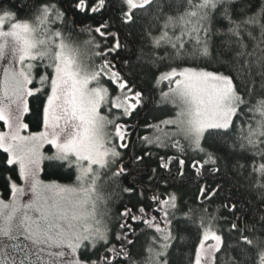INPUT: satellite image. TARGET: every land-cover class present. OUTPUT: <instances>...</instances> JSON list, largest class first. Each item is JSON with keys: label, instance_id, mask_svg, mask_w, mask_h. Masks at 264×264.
Returning <instances> with one entry per match:
<instances>
[{"label": "snow or ice", "instance_id": "obj_1", "mask_svg": "<svg viewBox=\"0 0 264 264\" xmlns=\"http://www.w3.org/2000/svg\"><path fill=\"white\" fill-rule=\"evenodd\" d=\"M74 6L92 14L115 8L116 24L134 22L141 11L159 26L157 35L145 33L152 51L144 62L157 71L161 63L167 64L157 80L169 82L162 99L177 111L148 125L154 135L143 136L141 142L178 154L159 156V169L170 172L177 160L183 176L187 161L195 177L202 178L223 177L229 171L242 174L247 168L246 179L252 180L261 206L246 219L247 213L235 215V203L225 204L234 219L227 221L226 229L214 231L216 217L205 225L204 205L220 184L199 186L198 207L182 204L175 193L153 190L148 209L123 206L119 232L113 233L105 219L110 217L107 205L118 178L128 175L119 149L128 147L129 133L118 121L131 115L143 95L125 78L130 73L117 69L110 58L122 47L119 34L104 17L97 27L81 30L87 33L82 43L71 41L51 28L64 17L52 3L36 9L33 23H12L5 31L4 20L15 19L5 11L0 17V121L8 131L0 132V149L6 154L5 167L19 166L23 185L5 177L10 198H0V264H171L179 233L192 226L202 233L194 264H248L252 252L258 264H264V0H74ZM213 37L222 42L219 67L208 71L184 66L211 58ZM107 84L120 94L111 97ZM33 96L43 100L44 131L21 135L28 128L23 122L30 112L26 97ZM102 105L108 115L101 114ZM114 109L119 114H113ZM248 114L259 119L249 121ZM161 125L172 130L164 131ZM212 137L216 139L209 143ZM45 142L55 147L51 156L40 151ZM237 155L253 162L246 166ZM146 156L152 153L133 157V163H143ZM44 160L53 170H74L73 184L39 180ZM150 172L149 180L157 169ZM26 195L30 199L25 203ZM133 223L143 225L142 234L151 233L136 256L131 251L135 242L129 238L137 232ZM225 233L231 242H226ZM208 240L214 243L205 249Z\"/></svg>", "mask_w": 264, "mask_h": 264}, {"label": "trees", "instance_id": "obj_2", "mask_svg": "<svg viewBox=\"0 0 264 264\" xmlns=\"http://www.w3.org/2000/svg\"><path fill=\"white\" fill-rule=\"evenodd\" d=\"M90 3L91 0H88ZM44 3L55 4L57 9L64 13L63 23H53L65 31V33L75 40L87 39V33L81 31L85 27L95 28L98 26V22L104 18L109 17V23L114 25L112 31L118 32L119 39L122 47L111 55V59L117 62V69H123L124 72H129L130 76H126L129 79V84L132 86L133 91L142 92V102L140 105L132 111L130 116L121 117L120 120H124L129 123H133L130 126L132 135L137 128L138 122L141 126L139 127L137 134L135 135L133 146L132 141L128 143V147L119 149L121 152L122 160L125 168L128 169V175L118 178L115 185V192L112 195L108 203V209L110 217H107V222L112 229L113 233L119 232L117 227L118 213L123 210V206L127 205L132 207L133 210L141 205L146 209L150 207V201L148 197L153 190L158 193L171 192L175 193L179 201L182 204L197 206V200L199 197V186L207 184L209 188H214L217 184H220V190L216 193L211 200L205 201V207L207 208V215L205 216V225L211 219L212 216L216 217L213 221L212 227L217 229H226L228 227L227 221L234 219V214L225 208V204H236L235 215H239L244 212L247 213L246 219L251 217L254 208L260 207L258 201L259 193L253 189L252 180L246 179L248 176L247 168L242 174L229 171L225 176L219 177L210 174L204 175L202 178L195 177L192 170L188 167L187 161L184 167V175H179V165L177 160H173L170 165V172L159 169L157 158L159 156H178L174 149H161L153 145H145L141 142L143 136H147L153 129L149 128L148 125L163 119V117L174 115L177 109L171 106L169 103H164L161 100L162 89L164 88L163 82L158 81L157 77L160 72L168 69L167 64L161 63L159 70L148 67L144 58L150 56L151 47L145 36L147 31H152L153 35L159 33V26L155 21L150 20L149 17L145 16L141 11H137L134 22L130 24H116V9L109 8L101 13L92 14L90 12H80L74 6V0H0V13L13 12L17 17L20 18H31L35 13L36 9ZM113 41L108 40V44L111 45ZM213 48L212 57L204 60L197 61L195 64H186L184 66L191 67H202L208 71L216 70L219 65L216 62L217 57L223 54L221 47V40L213 37L212 38ZM161 53L163 49L160 50ZM127 61V63H125ZM46 62V61H45ZM35 83V82H34ZM109 88L110 96L115 97L119 95L115 87L111 84L106 85ZM153 95H155L153 102ZM260 94L257 93V97ZM255 102V100H253ZM42 98L39 96H33L29 99L30 112L25 115V123L28 124V130L31 132L39 131L43 128L42 122ZM153 103V104H152ZM106 105H102V110L105 115L108 113L105 111ZM120 110H113V114H119ZM259 119L256 115L248 114L247 119L252 121L253 119ZM238 122V118L233 120L235 125ZM244 123L243 121H239ZM0 127L5 128L3 121H0ZM218 131V130H210ZM216 138H209V143L214 142ZM118 143V141H116ZM49 150H52V146H48ZM145 152H151V157H145L143 163H133V157L138 155H144ZM6 154L0 149V194L4 198H9V182L5 179L7 175H10L12 180L16 183L22 180L18 179V165H14L11 168L5 167L4 159ZM237 159L246 166L251 164L253 161L250 157L239 156ZM259 163V161H256ZM157 169L156 175L149 180V176L152 175L150 170ZM75 171L62 169L53 170L50 162L45 160L43 165L42 176L45 180L49 181H60V182H71L75 180ZM161 177H165L166 180H161ZM165 183L167 186L165 187ZM135 190L132 193H124L121 191L124 187H133ZM108 191H112V186H109ZM143 192V196L140 193ZM201 212H197V218ZM133 227L137 228L135 235L129 236L130 239L134 240L135 245L131 248L134 256L140 254L143 251L146 243L147 236L151 233L142 234L139 229L143 225H137L133 223ZM181 237L177 244L174 246L171 252V264H194L195 253L197 246L199 245L202 233L201 230L195 226L182 230L179 233ZM226 242L229 241L227 233H225ZM112 243H117L113 238ZM117 246L118 243H117ZM219 255V254H218ZM258 257L255 252L251 253V259L248 264H258Z\"/></svg>", "mask_w": 264, "mask_h": 264}, {"label": "rangeland", "instance_id": "obj_3", "mask_svg": "<svg viewBox=\"0 0 264 264\" xmlns=\"http://www.w3.org/2000/svg\"><path fill=\"white\" fill-rule=\"evenodd\" d=\"M11 13H13V12H11ZM15 14V13H14ZM2 16H4V13H0V17H2ZM24 20H27L30 24L31 23H33V17H31V18H27V17H25V18H20V17H17L16 15H15V19H9V18H6L5 20H4V29L3 30H5V31H8V30H10V25L12 24V23H16V22H20V21H24ZM51 28L53 29V30H60L62 33H64V35L66 36V37H69L66 33H65V31L64 30H62L61 28H59V27H57V26H54L53 24H51ZM70 40L71 41H74V42H76V43H82L84 40H75V39H71L70 38ZM9 46L11 47V41H9ZM9 55H10V48H9ZM4 64H7V60H5L4 61ZM35 82V81H34ZM161 82V81H160ZM163 82V86H164V88L162 89V92L161 93H164V92H169V89H170V85H169V82L167 81V80H164V81H162ZM90 86H93V85H90ZM171 87H175V85L173 84V85H171ZM29 99H30V97H26V100H27V103H28V105H29ZM161 100L162 101H164L163 99H162V97H161ZM164 103H166V102H164ZM171 106H173L171 103H169ZM174 107V106H173ZM174 109H175V107H174ZM27 114V113H26ZM25 114V115H26ZM101 114L102 115H105L106 113L105 112H103V110H102V106H101ZM25 115H24V118H23V122L25 123ZM175 115V114H174ZM174 115H171V116H166V117H163V119H161V120H159V121H157V122H155V123H153L152 125H155V124H158L160 121H162V120H165V119H168V118H171V117H174ZM123 118H125V116H122ZM125 120V119H124ZM124 120H119L118 122L119 123H121V124H124V125H126V127H127V122L126 121H124ZM161 127L164 129V131H170V130H172L171 128H165L163 125H161ZM152 129V128H151ZM8 131V128H7V126L5 125V128H1L0 127V132H7ZM42 131H44V128H42L41 130H39V131H35V132H31V131H29L28 129H25V130H23L22 132H21V135H29V134H31V133H37V132H42ZM108 131L109 132H112V129L111 128H109L108 129ZM154 135V129L151 131V133L149 134V135H147V136H153ZM48 146H52V150H49L48 149ZM40 151H41V153L45 156V157H47V156H51L53 153H54V151H55V147L53 146V145H51V144H49V143H47V142H45L43 145H42V147L40 148ZM44 162H45V160L44 161H42L41 162V165H40V171L37 173V178L39 179V180H41L44 184H51V183H57V184H61V185H66V184H73V182L74 181H71V182H60V181H56V180H54V181H49V180H45L44 178H43V176H42V171H43V165H44ZM18 185H23V181H21V182H19V183H17ZM45 195H50L49 193H45ZM0 198H3L5 201H7L9 198H4V197H2L1 196V194H0ZM30 199V196H28V195H26V196H24L23 198H22V200H23V202H27L28 200ZM107 208H108V205H107ZM101 210H103V209H101ZM108 211H109V209H108ZM106 219V221H107V217L105 218ZM207 225V224H206ZM213 228V227H212ZM213 230L214 231H216V229L215 228H213ZM214 243V241H212V240H208V241H205V249H209V245H211V244H213ZM202 264H204V261H202Z\"/></svg>", "mask_w": 264, "mask_h": 264}, {"label": "flooded vegetation", "instance_id": "obj_4", "mask_svg": "<svg viewBox=\"0 0 264 264\" xmlns=\"http://www.w3.org/2000/svg\"><path fill=\"white\" fill-rule=\"evenodd\" d=\"M153 99H156L155 98V95H153ZM133 125V123H129V122H127V130H128V133H129V136H128V139H127V143H129V141L131 140L132 141V144H131V146H133V142H134V138H135V135L137 134V131H138V129H139V127L141 126V124H140V122H138V125H137V128L138 129H136L135 131H134V133H133V135H132V139H130V135L132 134V131L130 130V126H132Z\"/></svg>", "mask_w": 264, "mask_h": 264}, {"label": "water", "instance_id": "obj_5", "mask_svg": "<svg viewBox=\"0 0 264 264\" xmlns=\"http://www.w3.org/2000/svg\"><path fill=\"white\" fill-rule=\"evenodd\" d=\"M153 102H154V99H153ZM153 104V103H152Z\"/></svg>", "mask_w": 264, "mask_h": 264}]
</instances>
